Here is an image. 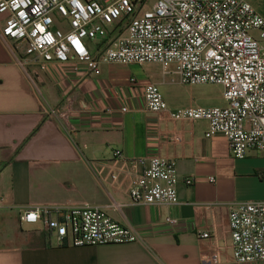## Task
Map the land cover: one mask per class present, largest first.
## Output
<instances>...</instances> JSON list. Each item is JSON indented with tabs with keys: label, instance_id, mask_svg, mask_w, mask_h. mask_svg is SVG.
<instances>
[{
	"label": "crops",
	"instance_id": "obj_1",
	"mask_svg": "<svg viewBox=\"0 0 264 264\" xmlns=\"http://www.w3.org/2000/svg\"><path fill=\"white\" fill-rule=\"evenodd\" d=\"M247 1L264 17V0ZM5 18L0 14V31ZM146 65L104 64L99 74L74 61L24 69L0 37V264H264L236 261L229 221L231 204L264 201V157L252 151L235 159L224 135L205 137L206 121L170 115L224 107L223 87L172 83L177 77L162 66ZM27 72L46 104L59 114L71 106L67 119L43 115ZM149 84L159 86L169 112L148 110ZM154 157L177 161L181 205L131 203L142 161ZM37 206L102 207L140 240L59 245L42 224L21 222ZM168 217L179 224L170 226ZM203 233L210 237L199 238Z\"/></svg>",
	"mask_w": 264,
	"mask_h": 264
},
{
	"label": "built area",
	"instance_id": "obj_2",
	"mask_svg": "<svg viewBox=\"0 0 264 264\" xmlns=\"http://www.w3.org/2000/svg\"><path fill=\"white\" fill-rule=\"evenodd\" d=\"M143 4L144 0H0V14L6 17L0 37L24 69L35 65L45 71L49 64L74 61L99 74L104 64H156L177 77L172 83L222 86L224 107L180 109L170 111L171 117L206 121L205 137L224 135L235 159H245L252 151L264 157V17L247 0H156L148 10ZM97 41L94 56L88 43ZM27 75L43 115L67 119L71 106L59 114L42 100L35 79ZM131 83L138 86L136 79ZM144 98L149 111L169 112L158 85L144 87ZM114 155L121 157L122 152ZM142 164L143 172L130 191L131 203L181 205L177 161L154 157ZM193 183L186 180L188 186ZM229 221L236 261H264V201L231 204ZM21 222L42 224L59 245L140 240L134 229L116 223L97 206H37L26 210ZM166 222L177 226L179 219L168 217Z\"/></svg>",
	"mask_w": 264,
	"mask_h": 264
},
{
	"label": "rangeland",
	"instance_id": "obj_3",
	"mask_svg": "<svg viewBox=\"0 0 264 264\" xmlns=\"http://www.w3.org/2000/svg\"><path fill=\"white\" fill-rule=\"evenodd\" d=\"M156 0H148L146 3H145V5H144V9H151L152 7H153V5H154V2H155ZM94 47L95 48H97L98 47V41L97 42H95L94 43ZM146 67L148 66H151V65H145Z\"/></svg>",
	"mask_w": 264,
	"mask_h": 264
}]
</instances>
